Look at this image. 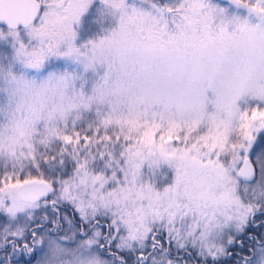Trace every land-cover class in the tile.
Instances as JSON below:
<instances>
[{"label": "snow or ice", "instance_id": "snow-or-ice-1", "mask_svg": "<svg viewBox=\"0 0 264 264\" xmlns=\"http://www.w3.org/2000/svg\"><path fill=\"white\" fill-rule=\"evenodd\" d=\"M258 229L264 0H0V264H264Z\"/></svg>", "mask_w": 264, "mask_h": 264}, {"label": "rangeland", "instance_id": "rangeland-1", "mask_svg": "<svg viewBox=\"0 0 264 264\" xmlns=\"http://www.w3.org/2000/svg\"><path fill=\"white\" fill-rule=\"evenodd\" d=\"M221 3H227V0H220ZM259 151V149H257Z\"/></svg>", "mask_w": 264, "mask_h": 264}, {"label": "trees", "instance_id": "trees-1", "mask_svg": "<svg viewBox=\"0 0 264 264\" xmlns=\"http://www.w3.org/2000/svg\"><path fill=\"white\" fill-rule=\"evenodd\" d=\"M257 231H264V229H258Z\"/></svg>", "mask_w": 264, "mask_h": 264}, {"label": "flooded vegetation", "instance_id": "flooded-vegetation-1", "mask_svg": "<svg viewBox=\"0 0 264 264\" xmlns=\"http://www.w3.org/2000/svg\"><path fill=\"white\" fill-rule=\"evenodd\" d=\"M238 251V250H237ZM228 264H233V262H228Z\"/></svg>", "mask_w": 264, "mask_h": 264}]
</instances>
